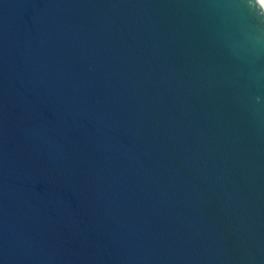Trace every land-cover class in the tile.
<instances>
[{
  "label": "water",
  "instance_id": "water-1",
  "mask_svg": "<svg viewBox=\"0 0 264 264\" xmlns=\"http://www.w3.org/2000/svg\"><path fill=\"white\" fill-rule=\"evenodd\" d=\"M0 264H264L258 0H0Z\"/></svg>",
  "mask_w": 264,
  "mask_h": 264
},
{
  "label": "bare ground",
  "instance_id": "bare-ground-1",
  "mask_svg": "<svg viewBox=\"0 0 264 264\" xmlns=\"http://www.w3.org/2000/svg\"><path fill=\"white\" fill-rule=\"evenodd\" d=\"M258 2L262 6V8L264 9V0H258Z\"/></svg>",
  "mask_w": 264,
  "mask_h": 264
}]
</instances>
